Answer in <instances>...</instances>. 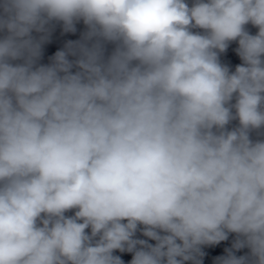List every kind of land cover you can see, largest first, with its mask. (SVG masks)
<instances>
[{"label":"clouds","instance_id":"1","mask_svg":"<svg viewBox=\"0 0 264 264\" xmlns=\"http://www.w3.org/2000/svg\"><path fill=\"white\" fill-rule=\"evenodd\" d=\"M230 235L215 264H264V0H0V264H204Z\"/></svg>","mask_w":264,"mask_h":264}]
</instances>
